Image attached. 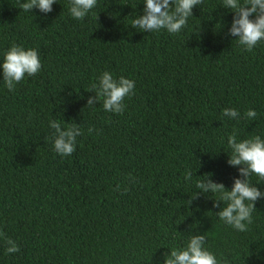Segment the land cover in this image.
Instances as JSON below:
<instances>
[{"label": "trees", "instance_id": "16d2710c", "mask_svg": "<svg viewBox=\"0 0 264 264\" xmlns=\"http://www.w3.org/2000/svg\"><path fill=\"white\" fill-rule=\"evenodd\" d=\"M144 7L97 0L76 20L70 0L47 14L0 0V264H164L194 234L219 264H264V198L246 232L218 218L219 193L189 202L209 173L233 187L234 129L238 142L264 139V41L252 52L234 41L223 0H203L176 34L133 28ZM13 43L37 50L42 68L9 91L2 63ZM105 71L135 81L123 114L102 99L87 106ZM249 109L255 120L244 118ZM51 120L79 124L71 156L54 151ZM6 239L20 251L8 254Z\"/></svg>", "mask_w": 264, "mask_h": 264}, {"label": "clouds", "instance_id": "9594fccd", "mask_svg": "<svg viewBox=\"0 0 264 264\" xmlns=\"http://www.w3.org/2000/svg\"><path fill=\"white\" fill-rule=\"evenodd\" d=\"M18 8L23 12H31L38 8L42 13H51L57 0H17ZM203 0H144L143 15H139L132 21V27L141 32H158L162 29L171 34L179 33L186 25L188 18L193 15V8L201 5ZM97 0H70V14L76 20H83L88 13L95 8ZM223 7L235 13L229 35L236 37V41L248 52L264 41V0H223ZM254 16V19L252 18ZM42 68L39 54L35 49H25L15 43L4 53L2 63L3 82L9 91H14L25 76H34ZM135 81L120 76L114 78L113 74L105 71L99 77L98 83L91 86L89 92L95 96L88 97L87 106L96 105L103 100V109L107 112L123 114L126 105V97L134 95ZM224 117L239 119L240 112L235 108H225ZM257 112L249 109L244 113V118L255 120ZM49 127L54 129V151L64 157L71 156L76 151L77 137L82 130L79 124L67 123L62 127L58 120L49 121ZM94 128L89 127L88 133L92 134ZM228 145L232 150L228 159L231 166H239V177L234 179L231 190L226 189L223 183H216L211 179V173L207 180L197 181L196 187L201 191L192 197L189 202L197 199L201 193L217 194L214 207L219 208L220 202L224 207L216 212L218 218L233 229L246 232L253 223V212L256 210V202L264 198V192L256 185L264 182V139L256 135L250 139L237 141L235 129L228 137ZM256 175L259 180L256 185L250 181V177ZM185 180H191L192 172L185 173ZM134 182V180H133ZM119 186H117L118 188ZM127 191V189H125ZM0 232V236H3ZM8 254L20 251L19 245L12 239H6ZM206 236L204 234L191 235L186 247L172 249L170 254H165L164 264H219L216 255L205 247Z\"/></svg>", "mask_w": 264, "mask_h": 264}]
</instances>
